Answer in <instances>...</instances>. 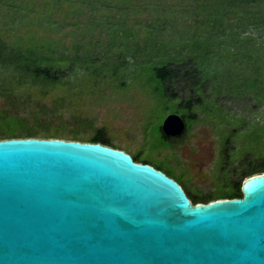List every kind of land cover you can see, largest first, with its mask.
I'll return each instance as SVG.
<instances>
[{
	"label": "rangeland",
	"instance_id": "1",
	"mask_svg": "<svg viewBox=\"0 0 264 264\" xmlns=\"http://www.w3.org/2000/svg\"><path fill=\"white\" fill-rule=\"evenodd\" d=\"M217 2L0 0V38L39 47L65 71L45 92L3 72L0 110L12 102L56 106L60 114L41 129L60 139L78 131L88 142L102 129L118 149L170 171L186 191H229L243 157L263 149L253 138L264 136V104L240 101V71L243 60L264 79V36L240 37V9ZM163 65L180 69L172 88L154 76ZM198 97L197 121L182 138L165 140V119L188 115L179 104Z\"/></svg>",
	"mask_w": 264,
	"mask_h": 264
},
{
	"label": "water",
	"instance_id": "2",
	"mask_svg": "<svg viewBox=\"0 0 264 264\" xmlns=\"http://www.w3.org/2000/svg\"><path fill=\"white\" fill-rule=\"evenodd\" d=\"M165 136L184 134L168 116ZM194 205L164 172L100 143L0 140V264H264V174Z\"/></svg>",
	"mask_w": 264,
	"mask_h": 264
},
{
	"label": "trees",
	"instance_id": "3",
	"mask_svg": "<svg viewBox=\"0 0 264 264\" xmlns=\"http://www.w3.org/2000/svg\"><path fill=\"white\" fill-rule=\"evenodd\" d=\"M217 3L224 4L223 6H227L228 8L236 7L240 9V21L238 20V22H240V37L246 36V39H248L251 38V35L254 36L256 33L258 36H264V0H218ZM39 51V47H12L0 38V76L3 72L12 70L17 76V80L21 82L26 81L32 85H38L43 92L59 84L65 75V71L59 65L49 63L48 57L44 55L43 51ZM261 56L263 55L261 54ZM260 61H264V57H261ZM241 63V67L243 68H241L240 71V101H243L246 105H248V102L258 101L263 106V76L259 73V69L247 71L248 63H245L243 60ZM243 71L250 72L252 75H243V73H245ZM195 72L192 74L191 71H186L183 76H185V78L191 76L194 77L195 80L197 78ZM153 73L155 78L157 77L158 80L168 88H172L167 85L168 82L173 78L178 79L180 77V69L169 65L156 67L153 69ZM4 90L9 92L7 89ZM201 102L202 99L198 97L195 101L182 100L179 104L182 109L189 113V116L183 114L181 117L186 124V130L179 138H182L187 133L189 129L188 122L197 121L198 117L193 113V108L195 104H201ZM59 114L60 110H58L56 106L47 107L43 105L38 109H30L26 104L16 102L9 103L7 107L0 110V140L27 138L60 139L58 133H50L47 129H41ZM83 122L84 121L81 123ZM8 130L15 131L9 133ZM72 136L71 141H80L78 131ZM162 137L167 141L173 140V138L165 136L163 130ZM253 140V143H255L254 145H262L263 149L252 152V154L255 153V156H252L250 151L243 157L240 166L235 169L237 178L232 182V189L219 194L208 195H202L189 189H187V191L185 190L194 205L210 204L219 200L242 199L244 197L242 191L244 182L250 177L264 174V136L254 137ZM88 142L100 143L118 149L102 129L97 130L96 135L88 139ZM230 151V149H227V157L230 156ZM130 155L136 163L153 166L169 177L176 179L172 177L174 175L170 171L164 170L160 166H155L154 163L147 158L141 157L140 154Z\"/></svg>",
	"mask_w": 264,
	"mask_h": 264
}]
</instances>
